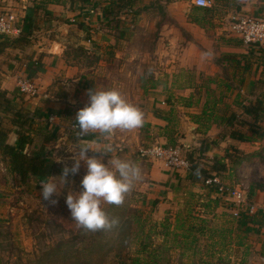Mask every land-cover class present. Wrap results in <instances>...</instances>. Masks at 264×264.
Here are the masks:
<instances>
[{"label": "rangeland", "instance_id": "rangeland-1", "mask_svg": "<svg viewBox=\"0 0 264 264\" xmlns=\"http://www.w3.org/2000/svg\"><path fill=\"white\" fill-rule=\"evenodd\" d=\"M51 1L62 0H0V6L16 13L21 22L30 15L34 20L33 25L36 27L33 32V40L34 43H37L47 37V32H51L49 37L55 38V35H58L56 37L58 39L62 35L61 26L58 23L51 24L50 22L54 19L53 11L47 9V5ZM64 2L67 3L64 8L65 16L56 18L65 22L66 25H70L64 27L68 28L65 34L73 39L72 42L75 45L66 40L63 57L66 58L68 64L73 61L79 66L78 73L80 70H84L83 72L86 73L93 71L95 77L92 76L93 74L91 75L92 82L86 81L88 83L86 87H91L93 82L97 86L106 83L109 74L107 71L106 78L101 79L99 76L104 74L105 70L99 73L95 72L103 67L100 64L104 59L100 51L103 47L102 44H104L103 41H100L101 45L93 44V40L88 41L87 45L82 43L89 36L97 37L96 33L91 32L94 27L90 24H98L99 28H95L96 32L106 34L114 31L116 34H125L126 46L131 48L138 46L143 47V49L154 48V50H157L160 45L162 49L166 47L165 44H161V40L158 42L160 35L161 37L164 36L166 30L168 31L175 26L178 28L182 26L180 21L172 16L174 13L168 7V0H132L131 8L126 7L121 13H119V7L121 3L125 4V1L121 0H111V2L108 0H64ZM215 2L214 0V4L205 10V17L208 21H212L211 19L216 16L217 5L215 6ZM58 4L62 5L61 3ZM192 6V0H188V10L183 8L181 10L175 8V10L178 11V14L187 16L193 12V10L190 11ZM67 10L71 11V14ZM80 12L84 13V22L77 19ZM106 12H109L108 17ZM197 12L195 15L198 14ZM118 16H123L120 29H110V27L116 28L117 20L120 19ZM102 18L103 20H101ZM45 19H49L47 23L44 21ZM187 21H190L189 16ZM80 22L87 24V30L86 27H80ZM212 29L208 27V30ZM76 44L78 45L76 46ZM31 47L25 48L27 53L13 49L6 50L0 57V78H3L1 72L7 75L12 73L13 75L14 70L12 72L11 67L7 66L12 61H16V64L20 65V69L24 68L23 62L33 58L29 51ZM83 47L91 53H86L85 49H81ZM253 49L252 51L257 54L253 53L254 55L244 62L245 65H250L252 68L248 76L243 75L245 80L248 78V82L239 79L242 73L241 63L237 65V68H231L227 75L219 71L217 77L222 75L224 79H220L219 82L216 81L217 84L210 83L213 87L216 85L215 88L219 90V92L211 94L212 99L217 100L222 92L223 97L228 101L239 90L244 100H251L249 97L253 94L255 95L259 91L263 92L264 80L260 79L261 83L255 81L257 74L254 72L256 71L255 68L259 66L258 68L263 69L260 76L264 78V51L257 46H253ZM133 52L139 58L138 60L121 59L119 66L115 64L117 72L115 70H111V72H115V75L121 78L123 76L119 75L125 65L128 69L126 75L131 79L137 75L139 67L140 69L143 68L144 59L149 61L153 58V55L150 54H141L136 50ZM164 52L160 53L161 60H158L157 63L168 58ZM131 57L133 56L130 55ZM148 64L150 63H145V66ZM163 66L156 64V60H154V71ZM7 68L10 72L6 71ZM235 71L237 72L236 76ZM195 73V71L190 70L173 73L174 76L182 74V79L190 78L186 82L189 81L194 85L190 87L194 88V91H189V93L191 92L194 96L200 94L203 100L196 101L193 99L191 107H186L183 104L176 106L178 104H175V113L169 114L168 125L170 127L164 141L159 140V136H155L154 128L151 129L150 122L146 121L148 103L144 96L148 95L149 88L144 90V87L140 89L138 85L127 82L116 83L117 80L113 79L115 84H112V89L119 90L126 100L137 99L136 101L139 103H136V107L144 113V124L142 127L131 131L116 130L107 140L114 146V151L110 156L118 157L138 166L142 176L140 180L134 183L133 190L126 196L123 205L105 206L110 218H119V224L110 231L83 232L82 234L86 235L87 240L81 242L80 239H77L81 236V230L71 218L65 201L69 190H82L80 182L87 171L83 162H81L79 173L68 177L69 183L62 190V194L56 197L58 202L55 205L43 200L41 187H36L35 184L23 185L17 175L11 174L4 164L0 163V264H75L78 257L81 258L80 255L86 254L94 255L90 257L93 264H124L122 259H126L125 264H264V226L260 227L250 223V228L253 229L250 231L245 229L249 225L246 223L247 218H251V216L264 218L262 212L264 190L255 186L264 184V138H258L252 142L233 140L227 137L233 127L220 126L219 123L210 124L209 130H205L203 127V129L200 128L201 131H197V124L193 121L195 118L193 115H199L202 112L203 103L207 98L206 89L203 86L208 84L210 77L203 74L200 76L201 81L197 82L198 74ZM194 74L195 76H193ZM166 75L170 77L171 73H166ZM159 76L162 77L163 75L160 74ZM231 76L236 79V84L234 81L226 83L225 80H231ZM62 77L67 76L64 74L60 76V81L56 83H60L59 89L56 90L54 86L47 89L51 95L55 93V90L60 91L59 94L64 97L62 102L69 106L63 113L62 109L59 113L60 127L65 125L64 129H55V125L49 128L51 121L47 124L53 135L49 146L60 170L53 176L61 174L65 163L71 166L73 163L71 157L73 151H76L75 145L77 143L88 142L93 147H103L105 143V140L101 139L98 134L79 138L71 130L78 109L87 104L82 98H79L85 90H81L80 93L78 90H75V93H67L64 88L69 85L71 78L62 79ZM252 79L255 83L253 82L254 85L250 89L249 80ZM228 85L231 86L230 90L234 89L230 93V90H227ZM138 89L139 93L144 90L142 97H138L139 94L133 96ZM160 89V97L164 98L166 102L162 103L159 100L158 103L163 108H167V106L172 108L173 105L170 103L171 100L169 102L166 98L167 95L178 102L180 98L185 97L181 93L187 91V88L181 87H161ZM254 91L255 93H253ZM164 94L165 97H163ZM71 95L78 98L76 103L69 101ZM30 100L28 99V101ZM231 103L234 104V101L232 100ZM219 106L220 104L217 105L218 109L215 112L221 115L225 109ZM234 108L238 109L237 111L240 109L236 105ZM203 119L207 121L208 116ZM236 123L235 128L246 130V127L240 126L238 119ZM261 125L264 127V120L261 121ZM169 136L175 143L168 142ZM156 145L180 146L189 162V167L186 169L170 168L159 160L140 155L141 149ZM92 154L89 153V155ZM194 156L203 162L204 167H209L212 175L218 176L225 186L244 190L249 198V205L257 208L256 213H249L248 216L243 217L241 215L244 213L241 212V215L234 217V203L230 197L218 192H211L208 187L193 184L188 178V174L191 165L194 164L192 161ZM109 158V156H105L104 162L107 163ZM166 174L169 177H163ZM167 178L169 179L167 180ZM252 186H255V189L250 194ZM215 200H218V203ZM166 224H170L168 234H164ZM75 235H79L75 242H78L76 247L81 249V254L67 248L68 240H71ZM57 245H60L62 250H55V252L49 250L51 251L50 257L42 255L43 251L47 252L48 249ZM96 246L102 247L99 255L95 254ZM38 256L44 261L40 262ZM44 257L47 258L44 259ZM136 259V263H133Z\"/></svg>", "mask_w": 264, "mask_h": 264}, {"label": "crops", "instance_id": "crops-1", "mask_svg": "<svg viewBox=\"0 0 264 264\" xmlns=\"http://www.w3.org/2000/svg\"><path fill=\"white\" fill-rule=\"evenodd\" d=\"M11 1V0H9ZM217 5L216 8V16L215 18L211 19L212 21H208L207 17H205V7H198L194 4V0H192L193 3V9L191 7L190 11L191 14L189 15H181L180 13L178 14V11L175 10V8H180V10L186 9L188 10V0H168V7L171 11H173V17L175 19H178L181 23V27L178 28L175 26L172 29H169L168 31L166 30L164 32V36L158 39L162 41L161 44H165V49L161 48V45L157 48V50L154 48L153 49H143V47H138L135 46L136 48H131L129 46H126V35L125 34H116L114 31L107 32L106 34L104 32H96L95 28H99L98 24H90L94 29H91V32H94L97 34V37L92 35V37H88L87 40L82 41L85 45H87L88 41H92L93 44L101 45V40L103 41L104 44L103 47L101 48V55L104 56V59L100 62L101 65H103L102 68L97 69L95 72L99 73L100 71L105 70L104 74H102L101 79L104 77L106 78V72L108 71V80L106 83H103L101 85L95 84L93 82V85L91 87H86L88 86V83L86 81H91L92 76L95 77L94 73H86L83 72L84 70L79 71V66L76 65L73 61L68 64L66 61V58L63 57L64 52H65V42L73 43V39L71 37H68L65 32L67 31L68 28L64 27H69L70 25H66L65 22L60 19H57L56 17H62L65 16V4L64 0L62 1H51L47 6V9L50 11H53V18L51 24H56L58 23L59 26H61L62 29V35L59 36L60 38H56L58 35H55L56 37H49L51 32H47L46 35L47 37L44 38V40H39L37 43H34L32 47L29 49L31 55H33L32 59H41L42 65L40 66L39 70L36 73L35 77V82L40 90V95L36 97H31L30 101L27 102V105L31 108H37L39 111H41L44 114V119H46L49 122V117L52 115L54 116V121H52L49 125L54 126L55 129H64L65 125H61L60 127V116L59 113L61 109L63 110L62 113L68 109V105L64 101V97L59 94L60 91H56L60 87V83L56 84L57 81H60V76L61 75H66L67 77H62V79H70V82L68 83L69 85L64 88L66 89L67 93H75V90L83 93L80 95L79 98H82L86 103L89 102V98L86 94V90L88 89H112V84H115L114 80H117V82H127L130 84L138 85L140 89L144 87V90H147L146 88H149L148 90V95H145V101L148 103V108L146 107V113H147V118L146 121L150 122L151 124V129L154 128V134L157 137L159 136V140L164 141L166 139L165 135H168V129L170 125H168V122L170 120V113L174 112L176 110V106H179V104H182L184 98H192L196 101H202L203 97L191 94L189 91H194V88H190L191 86H194L191 84L187 79H182V74H176V76L173 75L174 72L177 71H195V74H198V80L197 82H200V76L201 75H207L209 78L208 84H205L203 88L205 87L206 93H207V98L203 103V106L205 102L208 99V92H207V87L211 88L210 90V97L211 94H215L219 92L217 90L218 88L213 87L210 85V83L217 84L220 79L223 78V76L217 77V72L221 71L224 75H227L229 70L231 68H237V65L240 63L242 66H240L241 69V75L239 79L240 81H245L248 82L243 78L244 76H248L249 73L251 72L252 68L250 65H245L244 62L249 60V57L253 56L255 53L253 49V46H247L244 44V42L235 34L231 31L230 28V23L229 19L230 16L234 12H242V13H248L251 15H256V16H261L262 13L264 12V0H215ZM55 2V3H52ZM61 3L62 5L58 4ZM200 8V9H197ZM62 11V12H61ZM198 11V12H197ZM203 13H202V12ZM67 12L71 11L67 10ZM195 12L198 14L195 15ZM201 12V14H199ZM78 13V12H77ZM81 15L78 16L79 21H83L84 18V13L80 12ZM189 16L190 21H187V17ZM63 18V17H62ZM104 18V17H103ZM103 18L101 20H103ZM57 19V20H56ZM82 19V20H81ZM49 19H45L44 21L47 23ZM75 20V19H72ZM94 20V19H93ZM84 22V21H83ZM214 22V23H213ZM44 24V23H43ZM211 26H208V25ZM86 27L85 29L87 30V24H84ZM97 25V27H96ZM209 28H213L212 30H208ZM99 31V30H98ZM87 32V31H86ZM101 33V34H100ZM161 34V33H160ZM100 35V36H98ZM104 35V36H103ZM67 36V37H66ZM73 37V36H72ZM100 37V38H99ZM54 38V39H51ZM68 39H70L68 41ZM105 40V41H104ZM75 42V41H74ZM74 44V43H73ZM81 44V43H80ZM75 45V44H74ZM78 44H76L77 46ZM139 52L141 54H150L153 55V58L149 59V61H146L144 59V65L143 68L140 69V67L137 70V75H135L133 78H129V76L126 75L128 72V69L124 65L122 68V72H120L119 76L123 77H117L115 75V72H117V67L120 65L121 59H125L127 61H133V60H138L135 56V53L133 51ZM143 50V51H142ZM165 51L166 57L164 58L163 61L160 63H157L158 60L160 59V53ZM263 51V50H262ZM22 52H25V50H22ZM27 53V52H25ZM254 53V54H253ZM130 55L133 56L130 58ZM154 60H156V64H162L164 65L163 67H159L158 69H155L154 71ZM26 61V63H25ZM23 62L24 68L22 67L20 69V65L16 64V61H12V63L7 64L8 67H11V70L14 73H9L8 75L6 73L1 72L3 75V78H0V88L7 90L10 95L13 97L12 94L14 93H21L19 87H18V79L20 77H29V69H28V62L30 63L31 60H25ZM140 61V60H139ZM141 62V61H140ZM150 63L148 66H145V63ZM13 63H15V66H13ZM248 63V62H247ZM14 67V68H12ZM147 67V68H145ZM259 67V66H258ZM256 67V71L254 73L257 74V80H264V78H261V73H262V68ZM151 68V69H150ZM101 69V70H100ZM17 70V71H16ZM111 70H115V72H111ZM6 71H9L7 68ZM174 71V72H173ZM10 72V71H9ZM236 72V71H235ZM113 73V74H112ZM132 73V72H131ZM166 73H171V76L169 77L166 75ZM93 74V75H92ZM155 74V76H154ZM163 75L160 77L159 75ZM195 74L193 76H195ZM215 74V75H214ZM235 76L237 75V72L234 73ZM92 75V76H91ZM166 75V76H165ZM165 76V77H164ZM231 80H225L226 83H231L234 81V84H236V79H233V76H231ZM114 79V80H113ZM224 79V78H223ZM229 79V78H228ZM105 80V79H104ZM131 81H133L131 83ZM217 81V82H216ZM253 79L249 80L250 84V89L254 85ZM95 84V85H94ZM50 86H54L56 88L55 93L51 95L48 92V88ZM200 86V85H199ZM161 87H181V88H187L186 93H181V95L185 96L183 98H180L178 102L172 99L171 96H166L165 94L163 97L166 96L168 101L173 103L172 108L171 106H167V108H163V106H160L158 103L159 100H161L162 103L166 102L164 98H161ZM78 88V89H77ZM200 88V87H199ZM144 90L139 93L138 91L134 92L136 94H133V96L142 97L144 94ZM217 90V91H216ZM230 90V89H229ZM234 90L233 88L229 91V93ZM70 91V92H68ZM146 92V91H145ZM222 93V92H221ZM218 96V98L221 96ZM250 93V90H249ZM224 95V94H223ZM257 94L252 95L249 97L251 100H244V97L241 96L239 90L238 92L229 100L227 101L225 97H222V99L219 100L220 106H222L225 111H223V114L226 113V108L228 106L234 108L235 105L239 106V103H249V101H252L255 99ZM71 95V99H69L70 102L76 103L78 98L74 97ZM29 99V98H27ZM74 99V100H73ZM137 99L134 98L133 100H127L130 104L136 106V103H139L136 101ZM234 101V104L231 103V101ZM17 101V97L15 99ZM82 102V101H80ZM84 102V103H85ZM170 102V103H171ZM176 102V103H175ZM175 104H178L175 106ZM147 106V105H146ZM202 106V109H203ZM219 106V107H220ZM79 107V106H76ZM152 107V108H150ZM159 107V108H158ZM149 109L151 110L149 111ZM158 110L160 114H165L164 118H160L157 115L154 114V110ZM167 109V110H166ZM236 109V108H235ZM71 111V110H70ZM168 115V116H167ZM167 121V122H165ZM146 122V123H148ZM54 123V124H53ZM53 124V125H51ZM149 124V123H148ZM193 127V126H192ZM54 129V131H55ZM15 136H11L12 142L15 141ZM169 177L167 174L163 177ZM169 178H167L168 180Z\"/></svg>", "mask_w": 264, "mask_h": 264}, {"label": "trees", "instance_id": "trees-1", "mask_svg": "<svg viewBox=\"0 0 264 264\" xmlns=\"http://www.w3.org/2000/svg\"><path fill=\"white\" fill-rule=\"evenodd\" d=\"M108 1L111 2V0ZM121 1H125V4L121 3V6L119 7V13H121L126 7L131 8L132 0ZM207 9L209 8L205 7V10ZM106 13V16L108 17L109 12ZM80 15L81 13L79 16ZM118 18L120 19L117 20V24L115 25L116 28L110 27V29H120L119 27L123 16H118ZM33 23L34 20L30 15H28L22 22V30L19 35L0 36V57L6 50L13 49L22 51L34 44L33 32L36 30V27L33 25ZM79 25L80 27H84L83 22H80ZM81 49H85L84 51L88 54L91 53L85 47ZM34 65L36 66L34 67ZM41 65V59L31 60L28 65V69L30 70V79L35 80V75ZM258 82L261 83L260 80H258ZM230 88L231 86L228 85L227 90ZM210 90L211 88L207 87L208 99L203 106L202 112L199 115H193V117H195L193 121L197 124V131H201L200 128L203 129V127L205 130H209L211 128L210 124L219 123L220 126L226 125L228 127H233L227 135V137H230V139L238 140L240 142H252L258 138H264V127L261 125V121L263 122L264 120V88L263 92L259 91L256 98L252 101H249V103H239V111H237L238 109L236 110L235 108L228 106L226 108V113L221 115L216 113L215 110L218 109L217 105L219 100L222 99L224 95L221 93V96L217 100L215 98L212 99L209 96ZM253 93H255V91ZM12 95L13 97L7 90L0 88V163L4 164L6 169L11 174L17 175L23 185L31 186L32 184H35L36 187H41L39 184L42 180H45L49 176H53L60 172L58 168V162L54 158L53 153L51 152L52 149L49 146L53 139V135L51 134L50 129L47 127L48 121L44 119V114L39 111V109L27 106V98L30 99L32 96H28L22 92L14 93ZM16 97L17 101H15ZM182 104L186 107H191L193 105L192 98H184ZM154 114L160 118L165 117V114H160L157 109L154 110ZM205 116H208L207 121L203 119ZM237 119L239 120L241 127H246L245 131L234 127V125H237ZM51 127L52 126H49V128ZM12 135L16 138L14 142L10 141ZM168 142H171L172 144L175 143V141L170 136L168 138ZM192 161L194 164L191 165L190 172L188 174V178L191 180V182L195 185L208 187L211 192L220 193L216 185H207L205 183V180L208 177L216 176L212 175L211 169L209 167H204L203 162H201L199 159L197 160L195 156ZM255 186H258L261 188V190H264V184H257ZM255 186H252L250 189V194L254 191ZM215 201L218 203V200ZM247 202L249 203L248 197ZM242 212L244 213H241V216L243 217L248 216L249 214L248 209H245ZM246 220L241 221H246V223H249L248 227H245V229L247 228L248 231L253 229L250 228V223L260 227L264 226V218L259 216H251V218H247ZM241 224L243 223L241 222ZM169 225L170 224H166L164 226V234L169 233ZM80 230V238H77L79 235H75L71 240H68L67 247L68 249L74 250L79 254H81V249L76 247L78 242H75V240L76 238L80 239L81 242L87 240L86 235H83L82 233L88 232L82 228H80ZM101 248L102 247L100 246H96V255L101 253ZM49 250L55 252V250L62 249L60 245H57L54 248L48 249L47 252L43 251L42 255L50 257L49 254L51 251ZM80 256L81 258L78 257L75 264H93L90 257L94 255L86 254ZM47 257H44V259ZM38 259L40 262L44 261L40 256H38ZM136 261L137 259L133 263H136ZM122 262L125 264L126 259H122Z\"/></svg>", "mask_w": 264, "mask_h": 264}, {"label": "clouds", "instance_id": "clouds-1", "mask_svg": "<svg viewBox=\"0 0 264 264\" xmlns=\"http://www.w3.org/2000/svg\"><path fill=\"white\" fill-rule=\"evenodd\" d=\"M202 2V0H201ZM89 102L78 109L75 123L78 137L98 134L105 140L103 147L91 143H77L71 157V166L64 164L59 176H49L40 182L43 200L55 205L68 185V177L79 173L81 162L86 174L81 180L80 191L69 190L66 205L77 226L89 231H110L119 224V218L109 217L106 205H123L134 183L142 178L138 166L118 157L110 156L114 146L107 142L116 130H134L143 126L144 113L130 104L117 89H88ZM93 153L89 155V153ZM109 156L107 163L104 157Z\"/></svg>", "mask_w": 264, "mask_h": 264}, {"label": "built area", "instance_id": "built-area-1", "mask_svg": "<svg viewBox=\"0 0 264 264\" xmlns=\"http://www.w3.org/2000/svg\"><path fill=\"white\" fill-rule=\"evenodd\" d=\"M194 4L198 7H211L214 0H194ZM230 28L247 46H257L264 51V12L261 16L251 15L248 13L234 12L229 19ZM22 30V22L16 13L5 10L0 6V36H17ZM36 65H34L35 67ZM18 87L20 91L28 96L36 97L40 95V90L35 80L29 77H20L18 79ZM49 121H54V116L49 117ZM71 130L77 135L78 128L74 122ZM84 138V137H83ZM140 155L146 158L159 160L167 167L188 168L189 162L180 146H163L156 145L140 150ZM207 185H216L221 194L232 199L234 203V217L241 215L245 209L249 213H256L257 208L249 205L247 202V194L244 190L237 187L225 186L218 176L208 177L205 180ZM264 216V208L262 210Z\"/></svg>", "mask_w": 264, "mask_h": 264}]
</instances>
